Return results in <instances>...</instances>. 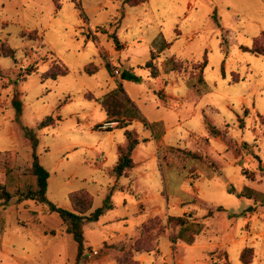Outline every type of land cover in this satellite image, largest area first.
<instances>
[{"label": "rangeland", "instance_id": "1", "mask_svg": "<svg viewBox=\"0 0 264 264\" xmlns=\"http://www.w3.org/2000/svg\"><path fill=\"white\" fill-rule=\"evenodd\" d=\"M263 34L264 0H0V183L13 194L0 199V264H71L75 254L57 213L16 200L36 187L33 151L49 201L70 209L68 193L85 189L86 215L104 209L84 220L86 250L98 252L81 264L97 262L104 241L137 237L151 216L167 236L136 253L139 264H243V248L248 264H264V56L242 49ZM203 60L197 91L186 80ZM90 63L95 72L84 70ZM106 98L126 127L103 126ZM46 116L54 123L39 128ZM206 122L227 133L211 136ZM126 128L138 140L135 166L118 177ZM130 243L106 246L116 256Z\"/></svg>", "mask_w": 264, "mask_h": 264}, {"label": "trees", "instance_id": "2", "mask_svg": "<svg viewBox=\"0 0 264 264\" xmlns=\"http://www.w3.org/2000/svg\"><path fill=\"white\" fill-rule=\"evenodd\" d=\"M136 3H130V5H135ZM264 38V34L261 36ZM7 50L3 55H8L10 57H14V49L7 46ZM243 50L249 51L255 55L264 56V43L256 44L251 47L242 46ZM91 65V67L89 66ZM84 67L86 72L92 73L97 70V67L90 63ZM206 65V60H203L200 64V72L197 76L196 81H191L189 79H185L189 86L194 88L195 90H199L201 84L204 83L203 77V68ZM145 66L151 69V77H156L158 75V71L154 68V65L150 60L145 63ZM68 71L67 67L64 65L60 70L53 71L51 68L47 69L42 75L41 79L51 78L56 79L57 76L63 75ZM122 77H125L128 80H136L137 77L131 73H124ZM117 92L122 91L121 88L116 90ZM114 97V95L112 96ZM109 99V98H108ZM102 99L100 102L104 110L106 111L108 117L110 118L107 122L115 121L117 122V126H125L128 125V122L125 121L122 123L121 119L118 116L113 115L109 109L106 107V101L108 100ZM113 99V98H112ZM114 100V99H113ZM116 101V97H115ZM19 108V107H18ZM19 110V109H18ZM54 123V118L52 116H46L40 123L39 128L52 125ZM144 124L147 126L148 123L144 121ZM206 128L208 133L211 136H221L223 137L227 131L225 129H220L217 126L206 122ZM125 135V145L124 148H120L117 160L115 165L112 168V172L115 176H126L130 177L132 174V168L134 166V160L132 158V152L136 145L138 144V140L134 137L132 131L130 129L124 130ZM37 144V140H32V145L35 147ZM248 145L247 142L243 141L241 146L245 148ZM31 173L36 177V187L35 189H26L24 191H20L17 193L16 200L17 202H22L27 199L35 200L38 203L45 204L47 206V210L49 212H55L59 215L62 224L64 225V232L70 234L73 241L76 244V255L75 260L71 264H81L82 259L81 256L87 247L83 242V224L85 219H97L101 214H103V207L98 208L91 212L89 215H86L88 211H90L92 207L93 197L90 192L85 189H80L76 191H72L68 193V200L70 203V209H66L63 207H59L49 201L46 197V188H47V178L49 176L48 171L38 162V157L33 151L32 153V162H31ZM228 190L231 192L233 189L230 187ZM13 194L10 193L3 184L0 183V199L4 202L9 201L12 198ZM221 207H218L217 210H220ZM159 219L152 217L148 218L145 222L141 224L139 227L140 233L139 236L128 246L122 247L120 246L119 253L115 256L116 264H138V261L134 258V253L137 251L143 252H152L155 249L154 241L157 240L158 236L163 232V226L158 224ZM169 221L173 224L183 225L185 221H183L181 216L170 217ZM154 240V241H153ZM152 241V243H151ZM250 251V248H243L240 252L239 258L243 264H248L249 260L245 259V252ZM226 264H230L228 261Z\"/></svg>", "mask_w": 264, "mask_h": 264}, {"label": "crops", "instance_id": "3", "mask_svg": "<svg viewBox=\"0 0 264 264\" xmlns=\"http://www.w3.org/2000/svg\"><path fill=\"white\" fill-rule=\"evenodd\" d=\"M157 122H161L162 123V120H156ZM156 122V123H157ZM112 123H115V122H113L112 121ZM152 123H154V121L152 122ZM240 142V141H239ZM232 152V151H231ZM232 154V157L238 162V163H240V159L239 158H235V156H234V154L233 153H231ZM132 158H134V152H133V154H132ZM134 160V159H133ZM134 166H135V161H134ZM134 166H133V168H132V171H133V169H134ZM244 188H246V186L244 187ZM118 190H120V191H122V192H126V193H133V188H131L129 185H126V186H124V185H120L119 186V188H118ZM186 211L187 210H184L183 212H182V216H183V213H186ZM207 212V211H206ZM208 212H210V211H208ZM212 214V213H211ZM181 215H174V216H181ZM210 215V214H209ZM213 215V214H212ZM211 215V216H212ZM151 217H153V216H151ZM213 217V216H212ZM211 217V218H212ZM148 218H150V217H148ZM148 218H146L145 220H143L142 222H140L139 223V225L137 226V229H138V233H140V230H139V227L141 226V224L143 223V222H145ZM162 219V218H161ZM162 235H164V236H167V233H166V231L163 233H161L159 236H158V238L160 237V236H162ZM139 235L137 234V237H138ZM136 236H134L133 238H129L128 236H125V238L124 239H121V240H119V241H112V240H109V241H104L103 242V250L101 251V254H100V257H99V259H98V261L96 262H94L93 264H99L100 263V261L102 262V261H105V260H107V259H109L108 260V264H116V260H115V256H114V253L112 252L113 251V249L112 248H109V247H107L106 245H111V244H115V243H119V242H121V241H129V242H133L136 238H135ZM135 238V239H134ZM158 238H157V241H158ZM83 242H84V245L86 246V247H89L86 243H85V240L83 239ZM172 243V242H171ZM156 245H157V242H156ZM113 246H115V245H113ZM158 246V245H157ZM223 247V246H222ZM221 246L220 247H218V248H222ZM108 249H110V250H112V251H110V250H108ZM157 250H158V248H157ZM119 251V250H118ZM138 252H143V251H137V252H135L134 253V258L136 259V257H135V254L136 253H138ZM153 252H155V251H152V252H144V253H153ZM75 255H76V248H75V254H74V256H73V260L72 261H70V262H74V260H75ZM114 256V257H113ZM137 260V259H136ZM138 261V260H137ZM91 264V263H90ZM138 264H139V261H138Z\"/></svg>", "mask_w": 264, "mask_h": 264}, {"label": "built area", "instance_id": "4", "mask_svg": "<svg viewBox=\"0 0 264 264\" xmlns=\"http://www.w3.org/2000/svg\"><path fill=\"white\" fill-rule=\"evenodd\" d=\"M115 73H118V70H115ZM110 124H112V122H106V123H104V125L103 126H106V125H110ZM97 250L96 249H91V248H89L88 250H86V251H84V253L82 254V256H81V259L83 260V259H87V258H89V257H91V256H93V255H95V254H97Z\"/></svg>", "mask_w": 264, "mask_h": 264}]
</instances>
